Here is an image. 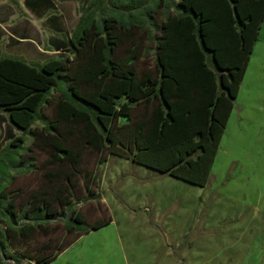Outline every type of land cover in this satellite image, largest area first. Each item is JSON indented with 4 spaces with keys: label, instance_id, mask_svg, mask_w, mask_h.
Here are the masks:
<instances>
[{
    "label": "trees",
    "instance_id": "trees-1",
    "mask_svg": "<svg viewBox=\"0 0 264 264\" xmlns=\"http://www.w3.org/2000/svg\"><path fill=\"white\" fill-rule=\"evenodd\" d=\"M163 5L165 19L158 24L155 11ZM92 6L70 37L61 40L74 57L84 54L75 70L68 55L32 63L13 55L0 57V111L25 132L0 152V264H52L71 246L36 258L12 254L11 239L16 232L28 235L25 228L30 232L65 220L69 232L83 234L111 223L89 227L68 196L40 197L43 204L18 215L5 194L11 173L29 171L22 159L25 138L36 122L47 121L42 110L53 92L64 96L57 105L58 125L66 120L86 123L88 142L103 149L104 143L127 145L114 131L119 120L134 163L206 187L264 24V0H93ZM53 19L65 34L60 18ZM147 27L157 32L156 68L139 74L134 69L138 49L128 48L125 57L118 49L134 30ZM141 105L135 116V107ZM47 129L56 130L57 125ZM55 147L62 160L74 166L82 162L81 151L59 140ZM71 177L67 175L68 181ZM55 200L67 213L54 209Z\"/></svg>",
    "mask_w": 264,
    "mask_h": 264
},
{
    "label": "rangeland",
    "instance_id": "rangeland-1",
    "mask_svg": "<svg viewBox=\"0 0 264 264\" xmlns=\"http://www.w3.org/2000/svg\"><path fill=\"white\" fill-rule=\"evenodd\" d=\"M92 2L0 0V23L19 36L41 39L40 46L46 51L41 54L46 57L32 56L34 62L68 55L73 71L84 54L74 57L67 45L59 52L45 47L44 35L48 32L43 30L59 25L53 24V16L58 17L65 32L59 36L67 40L82 13L93 7ZM24 9L30 12V18L19 21L25 16ZM155 19L158 24L164 21V5L155 11ZM156 34L153 27L138 28L118 49L120 57L127 56L132 46L138 49L134 69L139 74L156 68ZM261 34L264 36V31ZM22 46L34 49L32 45ZM17 48L18 44L0 27V57L22 54ZM23 57L32 63L26 55ZM63 97L53 92L50 104L42 110L47 121L36 122L26 136L23 146L27 151L22 159L29 171L11 173L13 181L5 194L18 215L43 204L41 198L68 196L89 227L107 220L111 223L83 234L69 232L65 220L51 221L30 232L25 228L26 236L14 233L12 254L36 258L71 245L52 264H264V51L258 50L249 65L206 187L134 163L127 149L126 131L118 130L119 120L114 131L127 145L112 147L104 143L103 149L88 142L86 123L66 120L58 125L57 105ZM143 108L135 107V116ZM48 125H57V129L49 131ZM24 133L0 111V152ZM58 140L66 148L82 152L79 165L62 160L63 154L55 147ZM59 172L60 176L55 175ZM67 175H72L71 181ZM53 207L67 213V207L58 200Z\"/></svg>",
    "mask_w": 264,
    "mask_h": 264
},
{
    "label": "crops",
    "instance_id": "crops-1",
    "mask_svg": "<svg viewBox=\"0 0 264 264\" xmlns=\"http://www.w3.org/2000/svg\"><path fill=\"white\" fill-rule=\"evenodd\" d=\"M9 11H11V10L9 9ZM11 14H12V11H11ZM24 15L25 16L23 17V19L22 20H19V21L29 20V18H30V12L27 9H24ZM0 27H1V29H2V31L4 33L5 32L8 33V39H11L16 44H18V48H17L18 49V52H21L22 53V54L13 53L11 55L17 56V57H20L21 56V58H24L23 56L26 55L28 57V59H30L31 62L36 61L35 58L34 59L32 58V56L36 57L37 54L38 55L45 56V55L41 54V52H46V51H43L42 48H41V46H40V42L42 43V41H41L40 38H36L34 36H32V37H30V36H19V35L15 34V32H13L10 28H8L7 26L2 25L1 23H0ZM43 31L48 32V33H46L47 35H44V39H45V41L47 43V45L44 44L45 47L46 46H49L55 52H59L58 50L63 49L64 44L61 42V40L63 39V37H60L59 36L60 35L59 34L60 32H58L59 31V28H57L56 26H54L51 29H46V30H43ZM263 31H264V24H263L262 29H261V32H260V41L255 46L254 54L251 57V60H250L249 65L251 64V62H252L255 54L258 52V50L260 52L264 51V36L261 34V33H263ZM22 44L32 45L33 48L36 51H38V53H35L34 49L25 48L24 46H22ZM47 50L49 51L50 49H47ZM248 68H249V66H248ZM248 68H247V71H248ZM247 71H246V74H247ZM245 79H246V75H245L244 81L242 83V86L240 88V92H239L238 98L236 100V103L239 101V98H240V95H241V91H242V87L244 85ZM228 124H229V122H228ZM227 128H228V126H227ZM226 131H227V129H226ZM222 141H223V139H222Z\"/></svg>",
    "mask_w": 264,
    "mask_h": 264
}]
</instances>
